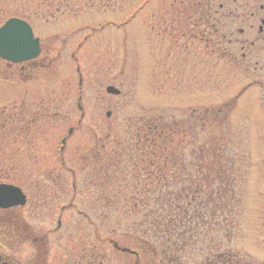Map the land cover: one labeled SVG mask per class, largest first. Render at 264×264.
Masks as SVG:
<instances>
[{"label":"rangeland","instance_id":"obj_1","mask_svg":"<svg viewBox=\"0 0 264 264\" xmlns=\"http://www.w3.org/2000/svg\"><path fill=\"white\" fill-rule=\"evenodd\" d=\"M199 3L0 0V25L9 17L24 19L41 44L25 73L14 69L28 79L30 153L25 159L0 154V182L25 195L24 205L0 212L3 258L16 264H143L142 256L118 249L137 250L138 239L127 226L133 218L112 211L120 201L109 192L120 185L117 179L145 166L139 147L151 138L158 143L156 124H191L199 142L225 147L217 158L235 177L242 207L227 239L218 224L207 238L247 264H264V56L255 64L250 49L244 62L246 49L229 45L233 61L216 63L208 48L202 63L197 42L182 36L190 10L198 21ZM9 72L0 64V89L11 88L3 81ZM108 86L118 93H108ZM204 109L222 111H206L203 118ZM188 136L172 132L170 145L173 159L184 157L189 167L194 154L188 147L178 151ZM158 156L156 147L154 162Z\"/></svg>","mask_w":264,"mask_h":264},{"label":"trees","instance_id":"obj_2","mask_svg":"<svg viewBox=\"0 0 264 264\" xmlns=\"http://www.w3.org/2000/svg\"><path fill=\"white\" fill-rule=\"evenodd\" d=\"M206 111L219 114L222 110H201L203 118ZM157 128L158 143L151 138L150 145L142 143L139 147L145 166L142 170L134 167L130 177L117 179L115 184L120 185L109 192L111 198L120 201L119 206L112 205V211L120 208L126 217L133 218L126 224L138 239L133 255L142 256L143 264H247L231 251L217 249L207 238L210 227L218 224L227 239L242 210L235 177L217 158L225 147L209 139L204 144L199 142L191 124H156ZM172 132L189 135L188 142L178 148L184 153L188 147L194 154L189 167L184 157L173 159ZM156 147L159 161L154 162Z\"/></svg>","mask_w":264,"mask_h":264},{"label":"flooded vegetation","instance_id":"obj_3","mask_svg":"<svg viewBox=\"0 0 264 264\" xmlns=\"http://www.w3.org/2000/svg\"><path fill=\"white\" fill-rule=\"evenodd\" d=\"M197 14L198 21L193 18L196 17L195 10L188 12L190 29L188 28L187 33L182 32V36H186L189 42H197L201 50L199 54L202 63L206 62L208 48L215 50L216 63H222L227 59L233 61V52L228 48L235 45L241 50L246 49V52L242 51L240 55L244 62L250 59L245 58L251 54L250 49H255L253 51L255 64L258 63L257 59L260 56H264V0H200ZM250 32L253 33L252 36ZM39 46L38 56L41 53L40 41ZM31 60L16 63L0 58V64L10 70L3 81H7L8 87L11 86L6 90L0 89V154H7L11 158L19 155L16 153H21L22 158H28L30 153V99L28 86L25 87L28 79L24 77L25 70L29 67L24 64ZM17 66H21L24 73L20 69L19 72H15ZM15 80L20 81L21 91L14 89ZM16 143H19L16 148L10 147ZM0 184L13 185L7 182ZM17 207L19 206L0 208V212L14 210ZM2 260L6 259L2 256Z\"/></svg>","mask_w":264,"mask_h":264},{"label":"water","instance_id":"obj_4","mask_svg":"<svg viewBox=\"0 0 264 264\" xmlns=\"http://www.w3.org/2000/svg\"><path fill=\"white\" fill-rule=\"evenodd\" d=\"M40 52L39 39L33 36L31 26L17 17L8 18L0 26V58L11 62H22L34 59ZM108 93L117 94L118 90L111 86L106 88ZM25 203V195L20 188L0 184V208L22 206ZM59 225V222H58ZM114 247L118 248L116 244ZM122 252L133 253L128 248H118ZM0 264H16L3 261L0 254Z\"/></svg>","mask_w":264,"mask_h":264}]
</instances>
